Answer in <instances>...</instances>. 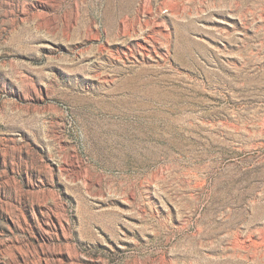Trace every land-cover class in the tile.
<instances>
[{
  "label": "rangeland",
  "instance_id": "374dc122",
  "mask_svg": "<svg viewBox=\"0 0 264 264\" xmlns=\"http://www.w3.org/2000/svg\"><path fill=\"white\" fill-rule=\"evenodd\" d=\"M0 264H264V0H0Z\"/></svg>",
  "mask_w": 264,
  "mask_h": 264
}]
</instances>
